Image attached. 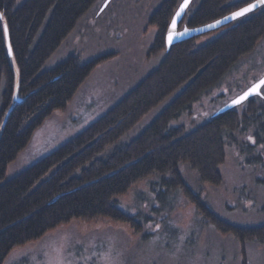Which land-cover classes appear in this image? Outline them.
<instances>
[{
    "label": "trees",
    "instance_id": "16d2710c",
    "mask_svg": "<svg viewBox=\"0 0 264 264\" xmlns=\"http://www.w3.org/2000/svg\"><path fill=\"white\" fill-rule=\"evenodd\" d=\"M96 1L0 0V126L12 104L13 63L18 95L24 99L14 106L0 134V264L14 247L39 239L73 219L89 222L107 217L140 231L141 221L122 211L115 197L155 174L160 175L164 187L180 190L218 232L233 235L241 264H248L246 244L256 242L264 247V223L241 226L220 218L201 192L185 182L178 168L180 162H186L202 182L219 185L224 137L237 126V111L233 108L213 114L190 131L169 124L201 95L219 86L240 58L264 37V5L214 29L219 33L202 45L197 46L194 37L167 49L165 32L180 0H163L148 19L157 30L148 56L164 51L158 66L81 132L5 179L8 164L27 146L34 131L53 112L64 109L95 67L113 56L107 52L81 61L76 53H70L42 70ZM250 1L226 4V0H199L192 9L187 8L180 23L204 25ZM2 20L8 27L12 60L7 55ZM174 93L136 137L117 144L145 113ZM251 99L247 112L254 110ZM258 106L256 117L264 115V104ZM257 119L264 125V116ZM255 137L258 140L257 132ZM109 146L113 147L106 152Z\"/></svg>",
    "mask_w": 264,
    "mask_h": 264
},
{
    "label": "rangeland",
    "instance_id": "374dc122",
    "mask_svg": "<svg viewBox=\"0 0 264 264\" xmlns=\"http://www.w3.org/2000/svg\"><path fill=\"white\" fill-rule=\"evenodd\" d=\"M162 1L110 0L104 7L105 0H97L80 19L42 70L53 67L70 53H76L81 61L107 52L113 56L95 67L64 109L53 112L34 131L27 146L8 164L5 179L81 132L158 66L164 51L148 56L157 31L148 24V19ZM198 1H191L193 6L189 5V9ZM241 1L226 0V4ZM184 26L179 24V28ZM219 31L196 36V45H202ZM262 75L264 37L240 58L219 86L201 95L169 126L192 130ZM174 95L145 113L117 144L136 137ZM251 100L252 112H247L249 100L234 107L238 124L224 137L225 155L218 166L219 185L202 182L186 162L178 165L185 182L201 192L216 215L241 226L264 223V125L257 119L264 115L255 116L258 105L264 104V86L261 95ZM115 200L122 211L138 217L140 231L107 217L89 222L73 219L39 239L14 247L3 264H241L240 248L234 236L218 232L180 190L171 191L161 185L160 175L138 181ZM246 253L248 264H264L263 245L248 242Z\"/></svg>",
    "mask_w": 264,
    "mask_h": 264
},
{
    "label": "water",
    "instance_id": "95a60500",
    "mask_svg": "<svg viewBox=\"0 0 264 264\" xmlns=\"http://www.w3.org/2000/svg\"><path fill=\"white\" fill-rule=\"evenodd\" d=\"M109 1L110 0H105L104 6ZM191 1L192 0H187V6L181 12V15L179 17H176V13L181 10V5H183L185 3V0H181L178 3V5H177V7H176V9H175V11H174V13L172 15V18H171V20H170V22L168 24V27L166 29V32H165V43H166V48L167 49L171 45L176 44V43H178L180 41L187 40V39H190V38H194V37H196L198 35H201L203 33L209 32L211 30L217 29V28H219L221 26H224V25L230 23L231 21L235 20V19L232 18V13L237 12L240 9L244 8V7H247L248 4L256 3V7L252 11H254L257 8H259L260 6L264 5V4L257 3L256 0H252V1L244 4L243 6H241V7L237 8V9L233 10L232 12L228 13L227 15H225V16H223L221 18H218V19H216V20H214L212 22H209V23H206L204 25L197 26V27L184 26L182 28H179V23H180L181 19L183 18L184 13H185L186 9L188 8L189 4L191 3ZM0 14H1V12H0ZM174 17L176 19V24H175V27H172V21H173V18ZM217 21H219V23H217ZM2 22H3V31H4V39H5V46H6L7 55L12 60V58H13V52H12V47H11V43H10V37H9L8 27L6 25L5 20H2ZM185 29H187V31H185ZM170 32L172 33L171 43H169V34H170ZM176 33H179V34L177 35ZM13 67H14V71H15V88H14V93H13V98H12V104L9 106V108H8L6 114H5V116H4V118H3L2 122H1L0 134H1V131L3 130V128L5 126V123H6L7 119H8V117H9L10 113L12 112V109L14 108V106L16 104L22 103V101L24 100L22 97H20L18 95V76H17L16 66H15L14 63H13ZM262 79H264V75H262L258 80L254 81L250 86H248L241 93H239L234 98H232L227 103H225L214 114L221 113V112H224V111L229 110V109H233L235 106H237V105L243 103L244 101H246V100L254 97L255 95H260V94H252V95H249L243 101H241L239 104H233V101L234 100L239 99L249 89L253 88L255 85H258L259 82ZM262 86L263 85L260 86V92H261Z\"/></svg>",
    "mask_w": 264,
    "mask_h": 264
},
{
    "label": "snow or ice",
    "instance_id": "6c2138e0",
    "mask_svg": "<svg viewBox=\"0 0 264 264\" xmlns=\"http://www.w3.org/2000/svg\"><path fill=\"white\" fill-rule=\"evenodd\" d=\"M256 2L260 3V4H264V0H256ZM186 6H187V0H185V3L183 5H181V10L176 13V17H179L181 15V12L184 10V8ZM255 7H256V3L248 4L247 7H244L242 9H240L239 11L232 13V18L236 19V18L242 17L246 13L252 11ZM0 18H2V14H0ZM217 23H219V21H217ZM175 24H176V19L174 17L173 21H172V27H175ZM185 31H187V29H185ZM176 34L178 35L179 33H176ZM171 36H172V33L170 32L169 43H171ZM261 85H264V79H262L258 85H255L253 88H251L247 92H245L239 99L234 100L233 104H239L241 101L246 99L249 95L261 94V92H260V86Z\"/></svg>",
    "mask_w": 264,
    "mask_h": 264
},
{
    "label": "flooded vegetation",
    "instance_id": "af4514ba",
    "mask_svg": "<svg viewBox=\"0 0 264 264\" xmlns=\"http://www.w3.org/2000/svg\"><path fill=\"white\" fill-rule=\"evenodd\" d=\"M79 264H81V263H79Z\"/></svg>",
    "mask_w": 264,
    "mask_h": 264
}]
</instances>
